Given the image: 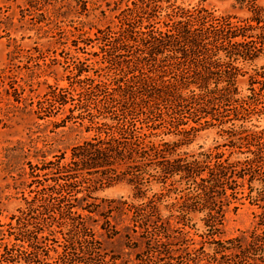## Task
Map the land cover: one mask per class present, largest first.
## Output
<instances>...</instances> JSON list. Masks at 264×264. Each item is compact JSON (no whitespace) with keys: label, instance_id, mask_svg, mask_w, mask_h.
<instances>
[{"label":"rangeland","instance_id":"1","mask_svg":"<svg viewBox=\"0 0 264 264\" xmlns=\"http://www.w3.org/2000/svg\"><path fill=\"white\" fill-rule=\"evenodd\" d=\"M155 3H151L150 9L139 0H0V264H5L1 255L5 252L4 246L9 251L8 255L22 256V253L26 255L30 252L26 241H18L20 245L11 246L10 233L17 231L15 217L20 214L19 209H24V199L33 195L36 181L54 184L50 168H45L43 162L61 154L65 156L61 161L67 160L72 145L91 137L97 131L95 126L102 122L112 123L111 117H118V113L129 107L115 102L105 110L101 106L103 101H99L101 97L98 99L100 93L97 95L98 92L87 91L94 83L116 75L123 79L128 76L115 70L114 62L111 64L104 58L98 40L102 33L115 34L113 32L119 30L124 21L135 29L142 25L141 29L145 30L149 23L166 29L165 23L170 25L172 21L180 19L175 15L167 16L171 8H202L214 16L230 15L232 21H244L251 16L250 5L254 4L263 9L264 16V0H156ZM248 33L254 35L256 32ZM246 45L254 55L247 60L240 57L231 60L228 65L239 68L235 95L239 100L216 107V114L226 116L225 123L218 124L210 120V115L203 117L199 113L195 118L193 107L196 105L190 100L180 103L176 109L160 101L154 112L147 116L143 108L138 107L139 103L132 115H120L123 120L129 119L140 133H145L144 141L173 144L174 152L171 151L167 158L183 157L190 161L193 158L204 159L206 153L211 154L208 159L210 163L215 156L225 160V166L235 173L233 178L240 185L235 189L238 200L233 199L231 203L223 205L225 215L219 237L224 240L253 228L259 213L264 211V195L256 200L259 190H262L261 180H264V154L256 162L246 160L253 156L252 152L262 150L257 148L258 141L252 134L264 131V96L254 94L250 88L257 92L260 84L250 86L249 81L262 80L259 73L264 71V39L260 40L257 34L249 38ZM218 56L226 60L222 50ZM171 75L167 73L165 78ZM190 89L199 91L191 86L184 94L189 93ZM52 90L63 92L67 102L52 106L46 103ZM77 99L83 102L82 108L76 105L80 103ZM65 117L68 118L63 124L61 121ZM195 119H198L197 122ZM179 120L182 124H178ZM238 172L244 173V178H238ZM100 176L103 175L92 173L85 178L80 175L75 178L77 188L90 191V195L103 204L110 200L115 204L123 200L133 203L142 201L134 197L133 186L125 180L102 183ZM155 181L149 184L147 194H160L155 203L156 209L145 211L146 218L151 221L171 217L175 226H182L181 222H175L182 207L180 196L192 189L188 188L185 179L177 176L167 179L164 184ZM229 192L230 189L227 190ZM82 194L78 192L77 196ZM200 202V198L193 197L183 204L193 208L185 219L189 225L186 229L192 234L200 233L204 228L202 219L207 209ZM259 219L264 222V218ZM111 222L115 224L112 218ZM45 223L43 221L39 227L46 232L50 222ZM100 223L102 219L99 217L93 222L96 225H92L97 234L103 232ZM122 224H117L119 233L112 240L105 241L103 247L122 260L138 261L135 259L139 257L141 264H154L155 253L163 249L164 242L138 226L137 231L128 232L121 228ZM68 227L60 223L53 234H43L46 239L39 236V245L50 244L60 251L65 243L64 237L71 232ZM120 235L123 241L117 239ZM193 235L200 239L197 234ZM148 243L153 247L152 252L146 249ZM99 250L105 255L106 250L97 248V253ZM53 253L50 250L49 254ZM174 255L177 253L174 252ZM167 261L169 259L162 256L158 264H166Z\"/></svg>","mask_w":264,"mask_h":264},{"label":"trees","instance_id":"2","mask_svg":"<svg viewBox=\"0 0 264 264\" xmlns=\"http://www.w3.org/2000/svg\"><path fill=\"white\" fill-rule=\"evenodd\" d=\"M139 1L150 9L151 3L156 5V0ZM250 10L252 12L248 20L232 21L230 15L214 16L202 8H171L167 16L175 15L180 19L172 21L170 25L165 23L166 29L150 23L145 26V30L141 29L142 25L135 29L124 21L119 30L113 32L115 34L102 33L98 40L104 58L111 64L114 62L115 70L127 73L128 76L123 79L116 75L109 80L94 83L87 91L98 92L97 95L100 93L98 99L101 97L99 101H103L101 106L105 110L115 102L129 107L118 113V117H111L112 123H100L95 126L97 131L91 137L72 145L67 160L61 161L65 158L61 154L60 157L43 162L45 168H50L54 184H40L36 181L40 186L36 185L33 195L24 199V209H19L20 214L15 217L17 231L10 233L11 246L17 245L18 241H26L30 252L26 255L22 253V256L8 255L9 251L4 246L5 252L1 255L5 264H141L139 257L135 259L138 261L122 260L113 251L103 247L105 241L117 236V224L120 222L123 223L121 228L128 232L137 231L138 226L144 232L154 234L158 241L164 242L163 249L155 253L154 264H158L162 256L169 259L166 264H264V222L259 219L264 218L263 210L250 230L241 231L239 235L225 240L219 237L225 215L223 205L231 203L233 199L238 200L235 189L240 185L233 178L235 173L225 166V160L215 156V160L210 163L208 159L211 154L206 153L204 159L193 158L190 161L183 157L167 158L171 151L174 152L173 144L144 141L145 133H140L129 119L123 120L120 117L123 113L132 115L139 103L138 107L143 108L147 116L154 112L160 101L176 109L180 103L190 100L196 105L193 107L195 118L199 114L203 117L210 115V120L218 124L225 123L226 116L215 113L217 105L239 100L235 98L239 68L228 66L231 64L229 61L239 57L250 59L254 54L247 49L249 38L258 34L260 40L264 39L263 9L251 4ZM248 31L256 33L253 35ZM221 50L226 60L218 56ZM167 73H172L168 79L165 78ZM259 75L261 81H249L250 86L253 83L260 84L259 91L255 92L253 87L250 90L264 96V71ZM191 86L199 91L190 89L189 93L184 94ZM77 101L80 102L79 99ZM66 102L67 96L63 92L52 90L46 98L50 106L54 103L64 105ZM39 104L41 107L42 104ZM76 105L82 108L83 102ZM66 118L62 119L63 124ZM178 124H182V121L179 120ZM252 137L258 141L257 148L262 150L252 152L253 156L246 160L256 162L264 154V131L253 133ZM92 173L102 174L99 179L102 183L125 180L133 186L134 197L142 201L133 203L123 200L117 204L112 200L105 204L97 202L90 191H83L76 185L75 178L80 175L85 178ZM243 174L238 172L236 176L244 178ZM175 176L185 179L188 188L192 189L180 196L182 207L178 221L175 222H181L182 226H175L171 217L150 221L144 213L148 209H156L155 203L160 193L148 195L149 184L155 180L164 184L167 179ZM248 180L251 181V177ZM261 186L262 190H259L256 200L264 195V180H261ZM78 192L83 194L77 196ZM193 197L200 198V205L207 209L202 219L203 231L193 233L199 236V240L186 229L189 225L185 219L193 208L183 204L186 199L188 201ZM99 217L102 219L100 228L103 232L97 234L92 225ZM40 220L45 224L50 222L46 232L39 227L43 225ZM60 223L69 225L68 231H71L64 237L65 243L61 245V250L58 251L50 244L39 245V236L46 239L43 234H53ZM119 238L120 241L124 240L122 235ZM101 247L106 250L105 255L100 250L97 253L96 249ZM146 249L153 251L150 243ZM50 250L54 252L52 255L49 254Z\"/></svg>","mask_w":264,"mask_h":264}]
</instances>
